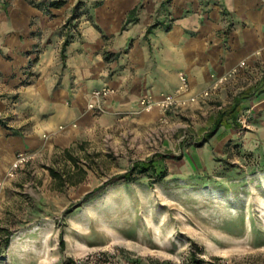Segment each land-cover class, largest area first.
I'll return each mask as SVG.
<instances>
[{
	"label": "rangeland",
	"instance_id": "rangeland-1",
	"mask_svg": "<svg viewBox=\"0 0 264 264\" xmlns=\"http://www.w3.org/2000/svg\"><path fill=\"white\" fill-rule=\"evenodd\" d=\"M104 1L31 0L50 16V8L64 9L69 3V17L59 27L69 44L82 39L79 18L85 14L104 39L100 51L110 77L121 67L115 62L121 52L112 50L110 35L94 19L93 8ZM67 48L51 68L60 77ZM42 50L37 44L26 52L36 57L21 84L42 72L40 66L30 70ZM250 77L243 85L255 83L256 76ZM103 85L117 91L109 83ZM245 88L237 82L225 96L214 94L183 107L167 121L158 108L145 110L138 100L115 111L111 121L96 118L41 132L35 145L16 150L13 158L0 163V225L12 231L0 264H74L76 259L91 260L89 264H195L193 253L203 264H264V138H254L260 124L254 99L261 90L254 89L232 127L211 130L218 112L214 105L230 104ZM242 114L246 124L239 120ZM13 119L1 115L0 123ZM69 126L74 130L67 140H58V132ZM66 147L87 174L80 182L59 185L49 167L71 168ZM21 153L26 159L15 166ZM156 153L166 155L164 180L152 181L147 175L132 181L113 178ZM162 164L159 161V169ZM96 187L101 188L87 196ZM98 252L105 253V259H99Z\"/></svg>",
	"mask_w": 264,
	"mask_h": 264
},
{
	"label": "crops",
	"instance_id": "crops-1",
	"mask_svg": "<svg viewBox=\"0 0 264 264\" xmlns=\"http://www.w3.org/2000/svg\"><path fill=\"white\" fill-rule=\"evenodd\" d=\"M50 10L53 16L31 0H0V116L14 115L12 123H0V163L13 158L16 150L35 145L43 131L96 118L111 121L115 111L136 105L144 95L158 98L173 91L181 73L187 74L192 91H200L214 83L213 74L221 75L242 60L246 64L239 73L214 94L223 97L239 82L246 88L236 96L252 89L242 99L243 107L259 88L254 101H258L260 124L254 138H264V50L257 52L264 46V0H105L93 8V14L110 35L112 50L121 52L115 61L121 67L110 77L100 51L104 39L85 14L79 18L82 39L67 45L62 76L51 69L63 58L66 38L59 27L69 17V3L67 8ZM37 44L43 50L30 70L40 66L42 72L21 84L36 57L26 52ZM251 75L256 76L255 83L243 85ZM104 83L117 91L105 99L107 111L94 115L87 109L89 95ZM218 112L211 130L216 129ZM228 119L231 124L220 127L230 128L237 121ZM73 130L69 126L58 132V140L66 141Z\"/></svg>",
	"mask_w": 264,
	"mask_h": 264
},
{
	"label": "trees",
	"instance_id": "trees-1",
	"mask_svg": "<svg viewBox=\"0 0 264 264\" xmlns=\"http://www.w3.org/2000/svg\"><path fill=\"white\" fill-rule=\"evenodd\" d=\"M60 1H55V4H60ZM156 26V24L151 25L148 28V32L152 30V28ZM69 44V39H65L62 50L64 51ZM252 89H248L246 92L247 94L250 93ZM242 94L239 96H236L234 100L224 106L223 109L219 110L218 115L215 119V125L213 127L217 128L221 124L225 123L226 125H230L231 121H229V117L237 118L238 114L240 113L242 109V99L247 96V94ZM64 153L68 156L69 161L71 162V168L70 169H64V170H58L53 166L49 167V171L52 175V177L56 180V182L59 185H66L68 183H77L80 182L87 174V168L82 165L79 162V158L72 153L71 149L69 147H66L64 149ZM166 155L164 153H156L150 158L146 159H139L136 160L130 168H128L126 171L122 173H118L114 175L113 178H116L118 180H124V181H132L135 180L143 175H147L150 178H153L152 181H162L165 179V177L168 174V167L165 162ZM161 161L162 167L159 169L158 163ZM76 174H79L76 176ZM101 187H96L94 190L90 191L87 196H92L96 190L100 189ZM11 234L12 231L9 227L1 226L0 225V257L4 255V251L9 247L11 243ZM61 242L65 243L64 234H60ZM192 258L195 262V264H203L205 261L202 258H198L195 253H193ZM73 261H71L69 264H72ZM216 264V263H214Z\"/></svg>",
	"mask_w": 264,
	"mask_h": 264
},
{
	"label": "built area",
	"instance_id": "built-area-1",
	"mask_svg": "<svg viewBox=\"0 0 264 264\" xmlns=\"http://www.w3.org/2000/svg\"><path fill=\"white\" fill-rule=\"evenodd\" d=\"M262 50H264V46L261 49H258L257 52H261ZM245 64L246 61L242 60L238 65L233 66L231 69L221 75L213 74L214 83L210 87L204 88L200 91H192L187 74L181 73L179 84L173 91L158 98L151 95H144L139 99L140 107L145 110H153L158 108L161 113V119L167 121L173 112L179 111L183 107L193 103H198L200 101L212 99L214 92L223 83L238 74L241 67ZM113 92L114 90L110 85H103L101 87L92 89L90 92V98L87 102L88 109L99 113L105 112L107 110L105 99ZM214 106L216 107V110L219 111L223 109L225 105L222 103H216ZM239 120L243 124H246L247 116L242 114ZM25 159L26 157L24 153H21L20 157L17 158V161L15 162V166H18ZM97 257L103 260L105 259V253L98 252ZM89 262H87L85 259H76L74 264H89Z\"/></svg>",
	"mask_w": 264,
	"mask_h": 264
}]
</instances>
